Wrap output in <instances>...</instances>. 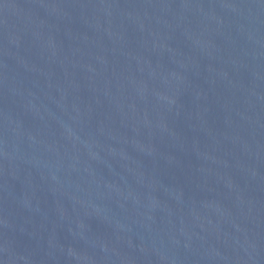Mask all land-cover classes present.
<instances>
[{
    "label": "water",
    "instance_id": "1",
    "mask_svg": "<svg viewBox=\"0 0 264 264\" xmlns=\"http://www.w3.org/2000/svg\"><path fill=\"white\" fill-rule=\"evenodd\" d=\"M264 167V0H94Z\"/></svg>",
    "mask_w": 264,
    "mask_h": 264
}]
</instances>
